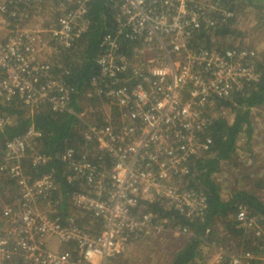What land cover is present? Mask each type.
<instances>
[{
    "label": "built area",
    "instance_id": "2783aa9c",
    "mask_svg": "<svg viewBox=\"0 0 264 264\" xmlns=\"http://www.w3.org/2000/svg\"><path fill=\"white\" fill-rule=\"evenodd\" d=\"M87 1L77 0L78 8L50 29L30 30L24 23L42 0H0V100H17L30 113H71L85 127L83 146L61 158L68 184L79 187L69 193L52 172L25 175L21 162L28 153L35 168L50 160L36 148L41 132L34 125L5 140L0 174L14 180L17 195L0 210V264H115L137 239L192 236L187 226L135 208L140 199L156 200L188 221L205 215L207 197L189 181L194 162L212 146L206 134L212 100L230 99L260 79L248 47L188 48L203 25L236 17L221 0H119L114 30L101 40L97 72L75 113L69 71L51 58L87 32ZM87 98L113 108L117 117L106 113V124L96 127L82 111ZM13 119L0 113V131ZM86 221L87 227L79 224ZM233 223L247 240L240 250L214 248L211 259L196 264H264V215L240 200Z\"/></svg>",
    "mask_w": 264,
    "mask_h": 264
},
{
    "label": "trees",
    "instance_id": "16d2710c",
    "mask_svg": "<svg viewBox=\"0 0 264 264\" xmlns=\"http://www.w3.org/2000/svg\"><path fill=\"white\" fill-rule=\"evenodd\" d=\"M45 1L47 3L53 1L55 7L63 3L64 11H66L73 8L74 5L71 4H74L77 0H71V2L67 0ZM118 2L119 0H88L86 3V17L89 21L87 32L71 49L56 48L55 52L53 51L54 48L52 50L54 55L51 58V64L54 66L59 65L69 71L68 82L74 88L70 107L75 113L81 110L79 102L84 98L85 90L88 87L87 82L97 72L96 61L103 51L101 40L104 35L112 33L114 30V12ZM221 3L223 7L233 13L244 11L249 6L264 10V0H221ZM60 13L58 12L55 16H59ZM234 22L235 17L221 25L218 23L209 28L203 25L202 29L197 32L198 34L195 33L193 38L200 41L207 40V43L210 44L209 40L211 38L217 39V37H221L220 35L227 34L234 35L237 32V29H231L232 24H235ZM123 47L124 51L130 52L131 45L123 43ZM257 69L261 75L256 83L248 86L244 91L234 94L230 99L214 98L212 100L213 105L206 131V134L212 140V146L209 153L194 162L192 169L194 175L192 180L189 181V187L204 193L207 197L208 207L205 215L201 219L188 221L176 211L165 210L157 202L147 205L146 209L154 212L158 218L172 220L174 225L187 226L194 233L184 248L173 256L170 264H190L194 261L200 253L199 245L203 243L201 238H205L208 230L209 233L206 236L211 233L214 221L218 217L226 218L234 213V206L237 201L246 202L256 214L264 215V203L253 194L239 192L233 199L224 202L220 195V186L211 179L217 171L219 163L232 157L237 140L244 130L250 134L252 130L251 108L264 105V63L258 61ZM91 103L93 101H86V106L89 107ZM219 108L231 110L233 113L232 119L227 120L220 115L218 113ZM0 111L14 117L13 124L0 131V154L6 139L20 135L26 128L34 125L41 132V137L36 141V148L42 154L52 157V160L48 165L38 170H32L30 164L26 162V168L33 176L55 171L64 192L69 193L76 190L77 186H71L65 178L64 163L61 158L67 149L76 148L79 144H82L80 134L83 128L77 116L71 113L54 114L46 111L30 113L17 100L11 103L1 102ZM13 195H17L16 189H14ZM87 223V221L79 222L84 227H87ZM227 224L230 233L237 232L234 229V223L227 220Z\"/></svg>",
    "mask_w": 264,
    "mask_h": 264
},
{
    "label": "rangeland",
    "instance_id": "374dc122",
    "mask_svg": "<svg viewBox=\"0 0 264 264\" xmlns=\"http://www.w3.org/2000/svg\"><path fill=\"white\" fill-rule=\"evenodd\" d=\"M67 1L71 2V0ZM64 10L65 7L63 6V3H60L59 6L55 7L53 1L48 2L46 4L43 18V22L47 26L44 27L47 28L48 23L55 19V15L58 12L62 13ZM234 23L235 24H232L231 29H237L236 42L239 43L242 41L243 44L239 45L236 43V45L233 46L231 45L233 42L232 40H223L222 42V40L214 41V39L209 40L210 44H208L207 40L200 41L199 39H194L193 36L189 40L190 47L188 48L196 51L200 49L199 47L206 46L211 51H223L233 47H248L247 49L252 50L255 53V57L253 58L255 64L257 65L258 61L264 63V11H258L257 15H255V13H251L250 15L245 14L243 18L239 17ZM44 27L42 26V28ZM1 102L2 101L0 100V103ZM101 106V103L95 102L89 104L88 107L85 102L82 111L85 114H88V116L91 112L97 114V111L102 109ZM0 113L2 112L0 111ZM218 113L227 120H231L233 116L231 110L224 108H219ZM250 120L252 127L250 134L248 131L244 130L236 143V149L232 157L223 162L220 167L221 161L217 171L211 177V179L220 186V195L224 202L230 201L239 192H246L248 194H253L264 203V105L251 108ZM13 191V184L5 176L0 174V210L4 204L12 200ZM233 214L226 218L218 217L214 221L211 233L206 236V234L209 233L208 230L205 234V238H201V242L203 243H200L199 245L200 253L195 258V264L199 259H203V257L205 258L207 255H209V258L211 259L212 257L210 255L214 254V248H221L225 252H236L239 251L242 244L247 241L239 232L230 233L227 229V220L233 223ZM192 234L194 233L192 232ZM168 235L178 238H181L182 236L183 238L188 237L174 233ZM186 239H189V237L184 238L183 240ZM164 242L168 241L146 237L137 239L130 244L127 252L120 258L116 259L114 263L170 264L169 262H171L173 255L169 254L172 250L167 247L165 248V246H163ZM206 245H208V249L203 256L201 252L202 246L206 247ZM182 247L183 245L181 244L174 252H178V250L180 251L184 248ZM164 249H170V251L167 252Z\"/></svg>",
    "mask_w": 264,
    "mask_h": 264
},
{
    "label": "bare ground",
    "instance_id": "6f19581e",
    "mask_svg": "<svg viewBox=\"0 0 264 264\" xmlns=\"http://www.w3.org/2000/svg\"><path fill=\"white\" fill-rule=\"evenodd\" d=\"M46 1L45 0H42V2L40 3V10H39V12L38 13H35V10H30V20H28V21H26L24 24H25V26H27L28 28L27 29H30V30H32V29H37V28H41L42 26L44 27V26H47V25H45L44 24V22H43V18H44V14H45V10H46V7L44 8V6H46ZM74 6H73V8H71V9H68V10H66V11H64V12H62V13H60L59 14V16H57V17H55V19H53L51 22H49L48 23V27H50V26H53V25H55L56 24V22L61 18V17H63L64 15H66V14H68L69 12H71V11H75L77 8H78V6H79V3L76 1L74 4H73ZM42 21V22H41ZM48 29H50V28H47V30ZM46 37V36H45ZM47 39V38H46ZM48 48H49V50H50V52H53L52 50H53V45L51 44V43H49V46H48ZM87 101L88 102H91V101H93V103H95V102H99V101H96V100H94V99H88L87 98ZM99 103H101V102H99ZM102 104V103H101ZM102 109L100 110V111H97V114L96 113H94V112H91L90 113V115L88 116V114H86L85 115V117H86V119L90 122V123H92V124H94L96 127H98V128H101V127H103L105 124H106V119H107V117H106V113H109L110 115L111 114H113V116L114 117H117V111H115L113 108H110L108 105H106V104H102ZM77 119L80 121V119H79V116H77ZM114 120H115V118H113ZM116 121V120H115ZM80 124H81V122H80ZM81 126H82V132H81V134H80V142L82 143L81 145L79 144L76 148H79V147H82L83 146V144H84V140H83V136H82V133H83V131H84V129H85V127L81 124ZM75 148V147H74ZM89 149H92L91 147L89 148ZM31 153H28L27 155H25V157H24V159L22 160V162H21V165H22V168H23V171H24V173H25V175H27V176H30L31 177V179H33V178H36V177H40V176H43L44 174H46V173H44V174H42V175H40V176H33L32 174H31V172L26 168V165H25V163L26 162H28L29 164H30V167L32 168V170H38V169H40V168H42V167H44V166H46V165H48L49 164V162L52 160V157H49V156H47V155H45V156H47V157H49L50 158V160H49V162L48 163H46L45 165H42V166H39V167H33L32 166V164H31V160H30V158H31V155H30ZM105 160H106V158L105 159H102V160H100L104 165H106L105 164ZM64 171H65V178H66V180H67V176L69 175V173H68V171H67V168H65V165H64ZM50 172H52L55 176H56V173H55V171H50ZM9 181H11L13 184H14V186H15V182H14V180H12L11 178H9V177H6ZM56 178H57V176H56ZM57 181H58V178H57ZM71 186H76V185H71ZM16 187V186H15ZM16 190H17V188H15ZM77 189H79V187L77 186L76 187V190ZM152 202H157L156 200H154V201H148V200H139V202H138V206L135 208V211H139V212H145V211H147V212H151V211H148L146 208H147V205H149V203H152ZM151 213H153L154 214V212H151Z\"/></svg>",
    "mask_w": 264,
    "mask_h": 264
},
{
    "label": "crops",
    "instance_id": "0c3cea01",
    "mask_svg": "<svg viewBox=\"0 0 264 264\" xmlns=\"http://www.w3.org/2000/svg\"><path fill=\"white\" fill-rule=\"evenodd\" d=\"M197 1H200V2H203V1H209V0H197ZM258 11H262V10H259V9H257V8H254V7H251V6H249V7H246L245 9H244V11H240V12H235V14H236V19H235V21L236 20H238L239 19V17L240 18H243L244 17V15L245 14H248V15H250L251 13H255V15H257L258 14ZM264 11V10H263ZM45 28V27H44ZM237 34V33H236ZM236 34H234V35H220L221 37H217V41H221L222 40V42H223V40H232L233 42L231 43V45H236V43L237 44H243V42L242 41H240L239 43L238 42H236ZM235 42V43H234ZM234 43V44H233ZM239 139V138H238ZM238 141V140H237ZM63 155L64 154H62V157H63ZM50 157V156H49ZM225 161H227V160H224V161H222L221 163H220V167H221V165H222V163L223 162H225ZM189 237V239H186V240H183L184 238H188ZM188 237H184L183 238V236L181 237V238H178V237H175V236H170V235H165V236H163V237H161V238H158V239H160V240H167L168 242H164L163 243V246H165V248L167 247V248H170L172 251H171V253L169 254V255H173L174 256V254L177 252H174L181 244L183 245V247L189 242V240H190V237L191 236H188ZM177 245H178V247H177ZM182 247V248H183ZM170 249H164V250H166L167 252H169L170 251ZM179 251V250H178ZM201 252H202V254L204 255L205 254V252H206V249L202 246V250H201ZM173 256H172V259H173ZM198 256V255H197ZM196 256V257H197ZM195 257V258H196ZM169 263H171V262H169ZM190 264H195V259H194V261H192Z\"/></svg>",
    "mask_w": 264,
    "mask_h": 264
}]
</instances>
